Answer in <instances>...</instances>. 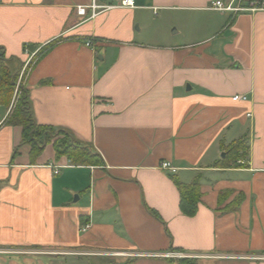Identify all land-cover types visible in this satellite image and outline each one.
Returning <instances> with one entry per match:
<instances>
[{
  "label": "crops",
  "instance_id": "0c3cea01",
  "mask_svg": "<svg viewBox=\"0 0 264 264\" xmlns=\"http://www.w3.org/2000/svg\"><path fill=\"white\" fill-rule=\"evenodd\" d=\"M122 1L0 0L5 58L15 72L33 61L25 89L35 123L103 162L73 165L53 142L31 160L22 128L7 122L13 104L0 105V250L21 252H1L0 264H178L162 257L175 252L197 264H264V11L209 10L216 0L76 11ZM241 140L245 167L217 166ZM174 178H200L195 217L181 213Z\"/></svg>",
  "mask_w": 264,
  "mask_h": 264
},
{
  "label": "trees",
  "instance_id": "16d2710c",
  "mask_svg": "<svg viewBox=\"0 0 264 264\" xmlns=\"http://www.w3.org/2000/svg\"><path fill=\"white\" fill-rule=\"evenodd\" d=\"M58 41L52 42L47 46L51 48ZM19 72L11 69L9 61L5 58L3 49L0 48V105L9 107L11 104L12 111L7 118V122L12 126L22 128V144H29L31 146V160H35L44 148L53 142L57 158L67 157L73 165H88V166H101L103 164L99 155L93 154L88 148L81 146L69 133L64 131H57L51 127L37 125L33 119L30 104L28 102L26 89L22 91V95L17 101L15 97V89ZM58 136H63L59 139ZM247 147L244 140L236 142L228 147L225 151L223 161L217 164L220 166H229L235 164L237 161L245 160ZM239 168H242L239 166ZM180 195V211L189 218L196 216L201 202V181L197 178L190 184H182L177 179H173ZM230 193H222L219 197V204H222L224 199ZM244 196L240 195L236 198L234 203L227 206L224 212L235 211L243 202ZM148 211L159 218L158 214L152 210ZM178 264H197L195 259H183L177 261Z\"/></svg>",
  "mask_w": 264,
  "mask_h": 264
},
{
  "label": "built area",
  "instance_id": "2783aa9c",
  "mask_svg": "<svg viewBox=\"0 0 264 264\" xmlns=\"http://www.w3.org/2000/svg\"><path fill=\"white\" fill-rule=\"evenodd\" d=\"M134 1L133 0H124L122 1L119 5L116 6H104L101 7L97 5L96 3H92L90 6H78L76 11L79 16L86 17L88 13H90V17L94 18L96 17L100 12H105L109 11L113 8H134ZM209 10L211 11H217V12H222V13H230L233 15H236L238 13L242 12H257V11H264V1L263 0H254L252 1L248 7H241L239 4L237 5L236 2L233 0L229 3H226L222 0H216L211 3V5L208 7ZM87 47H91L92 44L90 42L86 43ZM32 58L29 59L23 66L22 72L19 77V81L16 84V89L15 93H17L21 82L24 80L26 82V76L30 72V69L32 67ZM233 101L235 102H246L248 98L245 95H235L233 98ZM250 116V115H249ZM247 164L246 160H241L238 162V165L241 166L242 168L245 167ZM60 168L61 167H54V173L55 175H58L60 173ZM161 168L163 170H168L172 173H176V169L173 168L170 163L163 162L161 164ZM89 226L84 227L83 231H87ZM164 258H169V259H186L188 258L187 256L181 254V253H169V254H164L162 255Z\"/></svg>",
  "mask_w": 264,
  "mask_h": 264
},
{
  "label": "rangeland",
  "instance_id": "374dc122",
  "mask_svg": "<svg viewBox=\"0 0 264 264\" xmlns=\"http://www.w3.org/2000/svg\"><path fill=\"white\" fill-rule=\"evenodd\" d=\"M22 70V69H21ZM20 70V73H19V76H18V79H17V83H18V81H19V77H20V74H21V71ZM25 87H26V84H25V81L23 80L22 82H21V84H20V87H19V89H18V91H17V93H15V97H17L16 99H17V101L19 100V98L21 97V95H22V91L25 89ZM58 138L59 139H63V136H58ZM2 252V254H10V253H16V252H18V253H21L19 250L18 251H16V250H9V249H7V250H5V251H1L0 250V253ZM22 252H24V251H22ZM27 252V254H28V257H33L32 255L33 254H42V253H40V252H37V251H26ZM48 255H51V256H49V257H55L54 255H56V257H59L60 255H58L59 253H47ZM61 254H68L67 252L66 253H61ZM68 255H76V253H72V254H68ZM186 259H188V258H186ZM33 260L38 264V263H40V264H50L49 262H50V260H49V258H43V257H35V258H33ZM59 260H63V262L64 263H62V264H106V261L105 260H101V259H95V258H60ZM172 260H174V261H180L179 259H172ZM181 260H183V259H181Z\"/></svg>",
  "mask_w": 264,
  "mask_h": 264
},
{
  "label": "water",
  "instance_id": "95a60500",
  "mask_svg": "<svg viewBox=\"0 0 264 264\" xmlns=\"http://www.w3.org/2000/svg\"><path fill=\"white\" fill-rule=\"evenodd\" d=\"M222 157H225V154H223Z\"/></svg>",
  "mask_w": 264,
  "mask_h": 264
}]
</instances>
